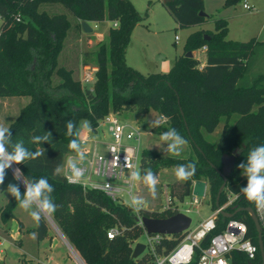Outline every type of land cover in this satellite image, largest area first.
I'll return each mask as SVG.
<instances>
[{
	"label": "trees",
	"instance_id": "obj_1",
	"mask_svg": "<svg viewBox=\"0 0 264 264\" xmlns=\"http://www.w3.org/2000/svg\"><path fill=\"white\" fill-rule=\"evenodd\" d=\"M225 6H234L243 0H222ZM204 0H160L179 28L200 26L209 19L201 16ZM42 4H61L75 19L81 31L80 21L98 24L112 23L105 39L98 41L92 51L83 53V64L89 62L97 67L95 81L91 88L82 86L73 76L74 71L58 65V56L64 40L72 28L65 13L50 14L40 10ZM19 17V20H16ZM141 17L129 0H0V98L11 96L29 97L17 116L7 126L12 131V140L22 138L31 151L44 155L13 165L21 172L24 181L45 177L55 188L54 202L57 211L50 217L65 239L85 264H151L147 253L132 259V245L143 233L130 207L116 203L102 191L83 189L71 184L62 175L53 176V170L61 166L65 153L70 152L69 141L78 139V125L81 119L90 122L91 131H96L98 120L108 113L119 114L135 110L148 114L153 111L159 118L167 117L161 127H151L153 133L161 134L175 128L189 143V154L185 158L162 155L154 149L144 148L140 154V172L147 168L158 176L169 167L195 162L196 171L185 181L169 183V193L179 201L189 196L193 184L206 182L211 209L215 208L216 194L223 182L219 171L221 156L238 152L235 165L228 175L219 205L226 199V193H239L247 179L238 168L246 162L249 151L264 144V71L252 72L257 51L264 54V42L256 38L242 42L226 38L228 22L215 18L214 30L200 29L186 37L183 53L175 58L166 73L141 74L126 64L124 58L132 28ZM113 22L117 25L114 26ZM205 46L204 65L187 51ZM52 76L58 83L52 85ZM237 118L228 125L230 118ZM76 124V136L69 137L67 122ZM223 120L224 129L211 143L203 133H212ZM228 129V130H227ZM52 133L51 143L33 144L31 138ZM9 183H15L23 194L22 183L14 179L11 169L0 190H6ZM0 207V221L7 223L13 218V209L18 201L11 195ZM244 196L235 208L254 209ZM146 217L166 218L172 212H148ZM234 219L246 224L247 237L257 246L254 259H248L244 252L234 251L230 264H261L257 232L246 211L233 215ZM227 218L217 217V231L223 230ZM121 227L122 233L109 239L111 227ZM48 224L42 216L33 231L38 239L49 238ZM180 236L164 241L166 250L177 243ZM207 240L202 244L206 245ZM264 246V230L262 232ZM0 264H7L4 260ZM16 264H33L21 258ZM193 264V263H192Z\"/></svg>",
	"mask_w": 264,
	"mask_h": 264
},
{
	"label": "rangeland",
	"instance_id": "obj_2",
	"mask_svg": "<svg viewBox=\"0 0 264 264\" xmlns=\"http://www.w3.org/2000/svg\"><path fill=\"white\" fill-rule=\"evenodd\" d=\"M129 1L132 5H134V8L141 17V20L132 28L130 32V41L127 45L124 58L126 59V64L128 66L134 68L143 75L152 72L166 73V71H168L173 64L175 58L183 53L186 37L190 33L198 31L201 28L213 31L214 21L212 20L218 17L223 18L228 22V32L226 38L242 42H247L252 38H256L259 41L264 42V0H245L249 6V10H243L242 1L234 6H225L222 0H204L203 11L209 17L206 23L200 26L182 28H179L172 16L160 3V0ZM39 8L40 10L44 9L48 11L50 14L65 13L67 15L70 23L72 24V28L69 30L67 37L64 40V46L57 58L58 65H64L66 68H71L74 71L73 76L75 79L80 81L82 67L86 66L83 64V53L85 51H92L98 41L106 38L112 23L103 21L95 26V24L89 22L88 24L91 26L92 32L90 34H85L82 30L80 31L79 28H77L75 19L61 4H42ZM175 36L178 39L177 41L174 39ZM200 50L201 48L195 50L194 52V56L200 60L199 61L197 59L199 63L206 59L204 52ZM254 59H256V61L252 72L264 71V54H262V51H257ZM87 66L94 67V64L89 62ZM52 77V85L54 86L58 83V78L55 76ZM81 85L83 86L82 83ZM84 86L86 85L84 84ZM28 100L29 97L16 96L10 97V100L8 101L2 100L0 102V125L5 126L11 116L15 114L18 106H20L21 103L24 104V102L26 104ZM16 115H14L11 120H13ZM119 116L123 121H136L143 128L144 132H151L150 134L142 136L141 144H143L144 148L150 150L154 149L165 156L171 155L163 150L166 145L161 143L159 139L160 134L153 133L151 131V127L153 126L152 121L159 119L153 111H150L148 114H142L132 110L121 112ZM236 118L237 116L233 115L230 118L228 125L231 126ZM84 121L86 120H80L78 129L81 130ZM218 125L219 126L212 133H203L204 137L211 143H215L224 129L223 120L220 121ZM102 131L105 133V139H109L110 135L108 134L105 126L100 127L97 138H102ZM190 149V145L187 143L184 147V151L179 157L185 158L189 154ZM10 169L13 172V169ZM157 179L158 183L156 186L155 198L151 196L147 187L142 182H139L138 184V196L143 198L145 201L144 206H146L149 210H157L160 208L163 203L161 191L164 185L180 181L175 177L174 167L161 170ZM18 181L21 182L25 188L22 179ZM207 190L208 186L206 184V189L202 199L203 204L198 208L199 214H189L192 219L191 227H193L198 221L205 219V217L211 213L212 209L210 202L208 201ZM9 196L10 194H8L6 190H0V207L8 201L7 199ZM14 214L15 217L20 218L23 222L24 232H22V234L24 237L21 241H17V238L14 239L13 236L9 237L7 234L6 238L8 242L3 246L6 252L4 259L7 264H16L21 258H24L33 264H41L39 263L40 261L42 263H46V259L48 258L47 256L51 255L50 251L53 254L52 264H76L75 253L77 255L78 253L74 251L63 234L60 233L50 216L43 217H45L47 221L49 233L54 236L51 243H49V240L46 238L38 239L33 231H28L35 225V221L32 220L31 216L27 212L19 207V204L15 207ZM0 224L1 226L8 227V223L5 224L0 221ZM0 234L4 236L3 232H0ZM136 242H145V236L141 234L137 238ZM143 253H146V251ZM37 258L39 259V262L37 261Z\"/></svg>",
	"mask_w": 264,
	"mask_h": 264
},
{
	"label": "built area",
	"instance_id": "obj_3",
	"mask_svg": "<svg viewBox=\"0 0 264 264\" xmlns=\"http://www.w3.org/2000/svg\"><path fill=\"white\" fill-rule=\"evenodd\" d=\"M242 2L243 8L249 9L245 0ZM16 20L18 21L19 17H16ZM96 25L98 24L95 23ZM113 25L116 26L117 23L113 22ZM175 39L178 40L176 36ZM202 48L205 50V46ZM96 69L95 66L86 65L82 67L80 81L83 86L85 84L88 88H91L95 81L94 73ZM101 126H105L110 135L109 139H105L104 131H102V138H97ZM150 133L144 132L136 121H123L119 114L108 113L98 120L94 133L86 128L81 136L78 135L81 150L86 157L83 162H79L85 169V177L79 183L71 184L79 185L83 189L102 191L112 201L128 207L131 195L139 197L138 184L140 182L129 184V175L131 171H140L139 159L144 149L143 144H141L142 136ZM75 156L76 153L70 151L65 153L63 157L61 163L63 172L61 175L66 181L68 180L64 173L67 172V161L74 159ZM125 157H127V163ZM128 165H131V167ZM192 188L189 196L183 201H179L170 195L168 185H164L161 191L163 203L160 208L149 210L143 205L141 210L157 213L165 211L173 214L183 213L188 216L190 213L199 214L198 208L203 204V196L193 195ZM242 196L241 192H227L222 205L211 210V213L205 219L198 221L193 227H191L190 222L186 231L176 234L180 238L171 250H166L164 241L171 240L176 235L148 234L142 225L141 218L143 215L140 214L141 210L138 213L132 211L135 214L137 224L142 228V234L145 236L144 251L151 256V264H230L231 254L234 251L244 252L248 259H254L258 248L247 237L248 230L243 220L234 219L233 217L227 218L223 230L216 232L218 215H221L222 211L227 212V208H235L236 202ZM252 210L263 232L264 214L258 212L255 206ZM121 233L122 228L114 226L108 229L107 237L112 239ZM206 240V245H202ZM7 242L8 240L0 234V261L4 260L6 252L3 246ZM135 243L136 241L132 248ZM75 255L76 264H85L79 255L76 253Z\"/></svg>",
	"mask_w": 264,
	"mask_h": 264
},
{
	"label": "clouds",
	"instance_id": "obj_4",
	"mask_svg": "<svg viewBox=\"0 0 264 264\" xmlns=\"http://www.w3.org/2000/svg\"><path fill=\"white\" fill-rule=\"evenodd\" d=\"M166 122L167 117L162 116L159 119L153 120L152 125L153 127H161ZM82 126L91 131L90 122L84 121ZM66 127V135L69 137L76 136V124L74 121L69 120ZM159 139L163 145H166L163 150L176 157L181 156L185 145L188 143L175 128H169L162 132ZM51 141L52 133L48 131H45L43 135H35L31 138V143L33 144L51 143ZM68 148L75 152L76 156L74 159L67 161V172L64 174L69 183H79L85 177V169L79 162H83L86 157L81 150V144L77 138L69 141ZM42 155H44L43 152H33L26 147L25 141L22 138L13 141L11 129L0 125V185L4 184L7 169L13 168V165L24 164V162ZM125 162L127 163V157H125ZM128 166L131 167V165ZM238 168L243 170L244 176L247 179L246 185L240 188V192L250 203L255 205L258 212L264 214V144L252 148L249 151L246 162L240 163ZM195 171V162L180 164L175 168V177L177 180L185 181L191 178ZM19 172H21L19 168L13 169L14 179H22L18 175ZM62 172L63 166H57L53 170V176H60ZM22 181L25 185L23 194L20 191V187L15 183L8 184L7 193L18 201L19 207L27 212L33 221L39 224L42 216H51L57 211L58 205L54 202L52 195L55 188L45 177H40L33 181H24L22 179ZM138 181L142 182L147 187L151 196L155 198L158 179L152 169H145L143 175L140 171H131L128 180L129 184ZM144 203L143 198L131 195L128 207L134 213H138Z\"/></svg>",
	"mask_w": 264,
	"mask_h": 264
},
{
	"label": "water",
	"instance_id": "obj_5",
	"mask_svg": "<svg viewBox=\"0 0 264 264\" xmlns=\"http://www.w3.org/2000/svg\"><path fill=\"white\" fill-rule=\"evenodd\" d=\"M199 14L201 16H206V13L204 11H200ZM80 24H81V30L83 33L90 34L92 32V28L88 24V22L81 20ZM185 56L193 57L190 51H187L185 53ZM237 156H238L237 151H234L231 155L223 154L221 156L222 168H221V171H219L218 173L220 177L223 178V182L221 186L219 187L217 194H216L217 196H216V201H215V208L219 207V198L221 196L220 194L222 193V190L225 187V184L228 179V175L230 174V172L232 171L235 165ZM205 187H206V182H202V181L195 182L192 188L193 195H197L200 197L204 196L203 194H204ZM240 211H246L249 214L253 222L254 228L256 229V232H257L258 246H259V252H260V263L264 264V246L262 245V229L259 226L256 215L250 207H239L234 212L237 213ZM235 213H228V212L222 211L221 215H223L226 218H232ZM141 220H142V225L148 234L160 233L164 235L180 234L186 231V229L188 228L191 222L190 216L185 215L183 213L172 214L170 215V217H166V218H159V217L152 218V217L143 216ZM132 249H133V252L131 255L132 259H136L145 250L144 244L141 242H136V244L134 245Z\"/></svg>",
	"mask_w": 264,
	"mask_h": 264
},
{
	"label": "crops",
	"instance_id": "obj_6",
	"mask_svg": "<svg viewBox=\"0 0 264 264\" xmlns=\"http://www.w3.org/2000/svg\"><path fill=\"white\" fill-rule=\"evenodd\" d=\"M242 8H243V4H242ZM243 10H249V9H244L243 8ZM89 23V22H88ZM201 29H204V28H201ZM175 39V38H174ZM177 41V40H176ZM200 51H203L204 52V49L203 48H201V50ZM194 52L195 51H193V52H191L192 53V56H194ZM195 57V56H194ZM196 58V57H195ZM196 59H198V58H196ZM199 60V59H198ZM200 61V60H199ZM204 63H205V60L204 61H201V63H199V67L201 68V66L202 65H204ZM12 97V96H11ZM17 97V96H16ZM2 100H5V101H8V100H10V98H0V102L2 101ZM25 101V100H24ZM23 101V102H24ZM28 103V102H27ZM26 103V104H27ZM25 104V102H24V104L23 103H21L20 104V106H18V108H17V110L15 111V114L14 115H16V114H18V111L23 107V106H25L26 105ZM23 105V106H22ZM14 115L13 116H11V118H10V120L7 122V124L5 125V127H7L8 125H9V123L12 121L11 119L14 117ZM17 116V115H16ZM15 116V117H16ZM85 132V128H83V127H81V130L79 131V133H78V135H82L83 133ZM15 209V208H14ZM14 209H13V218L12 219H10L9 221H11V222H7L8 223V227H6V226H1V224H0V232H3L4 233V237L6 238L7 237V234L9 235V237L10 236H13V238L14 239H16L17 238V241H21V239L24 237V235L22 234V232H24L23 231V228H24V225H23V222L21 221V219L20 218H18V217H15V214H14ZM7 223H5V224H7ZM48 234H49V238H46V239H48L49 240V243H51V241H52V239H53V237L54 236H52V234H50L49 233V231H48ZM2 235V234H1ZM50 236H51V238H50ZM7 239V238H6ZM12 244V243H11ZM50 251V250H49ZM50 253H51V255L50 256H47L48 258H49V260H48V258L46 259V263H42L41 261L39 262V259L37 258V261L39 262V263H41V264H52V262H53V254H52V252L50 251ZM5 258V257H4ZM4 261H5V259H4Z\"/></svg>",
	"mask_w": 264,
	"mask_h": 264
}]
</instances>
